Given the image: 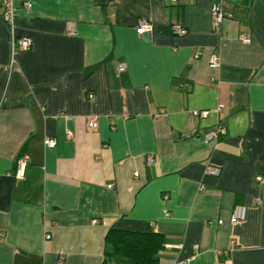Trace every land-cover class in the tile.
Wrapping results in <instances>:
<instances>
[{
    "label": "crops",
    "instance_id": "crops-1",
    "mask_svg": "<svg viewBox=\"0 0 264 264\" xmlns=\"http://www.w3.org/2000/svg\"><path fill=\"white\" fill-rule=\"evenodd\" d=\"M13 2V27L0 4V264H102L109 228L160 233L158 264H264V0ZM215 125L225 134L205 143Z\"/></svg>",
    "mask_w": 264,
    "mask_h": 264
},
{
    "label": "built area",
    "instance_id": "built-area-1",
    "mask_svg": "<svg viewBox=\"0 0 264 264\" xmlns=\"http://www.w3.org/2000/svg\"><path fill=\"white\" fill-rule=\"evenodd\" d=\"M0 4L3 8L2 11V16L4 20L11 26L13 27V22L15 15L17 13V7L14 5L13 0H0ZM22 7L25 10H30L32 7V3L30 1H25L22 3ZM211 16H212V23L215 29L220 28L222 22L225 19V14L219 4L213 5L211 9ZM172 32L176 35L182 36L186 34V29L184 26H182L181 23L179 22H173L171 26ZM136 31L139 35H146L148 38H151L152 32H153V25L150 21L144 18H140L138 20L137 26H136ZM251 34L250 33H242L238 36V40L241 43L244 44H249L251 42ZM16 44L19 45L21 48H27L32 44L31 39L28 38H20L15 40ZM197 57V56H196ZM15 62V51L12 52V64ZM209 65L212 68H217L219 66V62L217 61V55H212L209 61ZM126 69V64L124 62H120L116 66V74L119 75L121 72H123ZM90 97L93 95L90 94ZM192 114L198 117L205 118L208 116L209 111L208 110H193ZM157 116H160L157 114ZM97 126L96 121L92 120L89 123L90 128H95ZM226 132V129L222 125H215L208 131H206L203 134V140L205 143H210L215 141L216 139L219 138V136L224 135ZM67 137L71 138L72 137V132L67 131ZM45 143L48 146H54L56 144L55 139H46ZM149 162L152 161L151 157H148L147 159ZM28 163V156L25 153H22L21 155L18 156L16 159V165H15V172H14V177L16 179H22L25 175V169ZM220 172V167L214 165V164H207L205 168V173L208 175H213L216 176ZM137 175V174H136ZM258 180H263L262 177H258ZM203 186H199V190H202ZM246 216V207L243 205H236L233 209V212L230 217V221L232 223L239 222L243 220ZM223 221L219 220L218 223L221 224ZM50 236L47 235L46 238H49Z\"/></svg>",
    "mask_w": 264,
    "mask_h": 264
},
{
    "label": "trees",
    "instance_id": "trees-1",
    "mask_svg": "<svg viewBox=\"0 0 264 264\" xmlns=\"http://www.w3.org/2000/svg\"><path fill=\"white\" fill-rule=\"evenodd\" d=\"M23 150L19 155H21ZM164 238L153 231L109 228L104 237L102 264H158Z\"/></svg>",
    "mask_w": 264,
    "mask_h": 264
},
{
    "label": "rangeland",
    "instance_id": "rangeland-1",
    "mask_svg": "<svg viewBox=\"0 0 264 264\" xmlns=\"http://www.w3.org/2000/svg\"><path fill=\"white\" fill-rule=\"evenodd\" d=\"M18 158V157H17Z\"/></svg>",
    "mask_w": 264,
    "mask_h": 264
}]
</instances>
